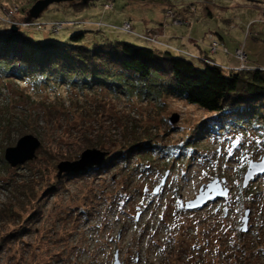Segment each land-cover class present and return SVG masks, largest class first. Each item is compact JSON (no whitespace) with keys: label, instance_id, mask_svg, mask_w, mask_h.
Wrapping results in <instances>:
<instances>
[{"label":"rangeland","instance_id":"rangeland-1","mask_svg":"<svg viewBox=\"0 0 264 264\" xmlns=\"http://www.w3.org/2000/svg\"><path fill=\"white\" fill-rule=\"evenodd\" d=\"M35 1L0 0V38L15 27L35 41L65 43L87 31L82 44L89 47L113 40L169 48L184 52L197 67L207 55L225 74L233 68L221 63L239 47L247 62L242 69L237 59L236 68L264 65L263 0H93L72 11L76 0L49 7L23 27ZM105 2L110 11L104 13ZM19 5L24 7L16 14ZM124 21L132 24L128 33L121 29ZM246 24L251 26L245 31ZM52 25L62 26L58 34L46 32ZM214 41L227 54L222 47L211 54ZM142 85L123 95L95 89L81 96L65 87L36 94L21 81L0 85V264H114L115 257L119 264H229L234 239L245 241L248 249L264 245V173L242 186L248 163L264 157L262 125L212 129L208 122L215 114L151 83ZM174 114L178 122L170 125ZM24 135L36 137L41 148L32 161L10 167L5 150ZM87 137L103 144L87 149L109 154L103 166L90 175L58 180L57 164L72 160L56 155L89 144ZM237 137L240 146L228 155ZM134 142V150L115 155ZM215 179L228 196L187 210L184 204ZM246 209L248 230L242 233ZM256 261L248 251L240 262Z\"/></svg>","mask_w":264,"mask_h":264},{"label":"trees","instance_id":"trees-1","mask_svg":"<svg viewBox=\"0 0 264 264\" xmlns=\"http://www.w3.org/2000/svg\"><path fill=\"white\" fill-rule=\"evenodd\" d=\"M107 3L102 4L104 13L110 11L103 7ZM89 4L81 6L78 3L71 10L81 11ZM250 26L251 24H246L245 31L250 29ZM86 33L87 31L74 33L68 42L58 43L35 41L20 29L16 32H4L0 38V85L21 81L23 84H30L36 94H42V91L49 87H65L81 96L85 91L95 89L123 95L129 87L143 86L146 82L174 99L194 105L205 113L215 114V118L208 122L212 129L219 126L223 129L237 127L243 130V125H262L259 127L264 129V68L252 69L253 67L247 64L250 68L248 70L228 71L225 74L223 68L217 66L212 58H200L203 66L197 67L192 60L169 48L150 49L113 40L93 43L89 47L82 44ZM221 47L225 53L226 48L220 44L217 51ZM237 50L242 51V47ZM234 58L237 60L235 54ZM86 141L89 144L78 146L76 143L78 147L73 153L57 154L56 157L75 160L80 152L88 147L103 148L102 142H95L90 137H87ZM128 145L124 144L115 155L124 153L125 148L134 150L138 142ZM100 168L82 174H68L65 177L70 179L90 175ZM239 235L244 237V234ZM233 242L231 255L228 256L229 264L244 263L240 261L248 251L257 259L255 264H262V243L250 245L248 249L249 245L243 240L234 239Z\"/></svg>","mask_w":264,"mask_h":264},{"label":"water","instance_id":"water-1","mask_svg":"<svg viewBox=\"0 0 264 264\" xmlns=\"http://www.w3.org/2000/svg\"><path fill=\"white\" fill-rule=\"evenodd\" d=\"M93 0H78L77 2L81 6H87ZM76 0H36L32 6L28 9L24 23L30 24L32 21L37 20L40 16L49 9L51 6H59L63 4H73ZM12 32H16L17 28L11 27ZM178 122V116L172 115L168 123L174 125ZM41 143L40 141L32 135L22 136L16 143L14 147H9L5 150L4 159L10 167H18L24 165L25 163L32 161L36 157V151L39 149ZM109 154L105 151L98 149H86L83 150L78 159L72 161H61L57 164V174L56 178L60 179L62 176L68 174H82L91 169H97L103 166L106 158ZM264 169V157L259 161H250L248 163L246 172L243 176L242 186L247 187L248 184L257 176L264 173L261 171ZM251 177V179H249ZM228 196V190L226 188L222 189L218 180L215 179L206 185H202L197 195L193 200L187 201L184 207L187 210L201 209L210 201L217 200L219 198H226ZM249 220V209L244 211L242 218V226L240 228L242 233H245L247 228V223ZM114 264H119L116 257Z\"/></svg>","mask_w":264,"mask_h":264},{"label":"built area","instance_id":"built-area-1","mask_svg":"<svg viewBox=\"0 0 264 264\" xmlns=\"http://www.w3.org/2000/svg\"><path fill=\"white\" fill-rule=\"evenodd\" d=\"M15 5H18V4H15ZM20 7H22V5L20 6H17L16 7V9H15V13L16 14H19V9H20ZM105 8H108V6H106ZM7 22L9 23V24H12V22H10L9 21V19L7 20ZM124 22H126V23H122V27H121V29L123 30V31H125V32H127V31H130L131 30V23L130 22H128V21H124ZM23 27L24 26H26V24L25 23H23V25H22ZM59 26H61V25H59ZM58 25H52L50 28H49V30H47L46 32H51V33H55V34H58V31L62 28V26L61 27H59ZM38 28V27H37ZM128 33V32H127ZM139 38H141L142 40H144V41H148V42H154L153 40L155 39V38H152V37H146V38H143V37H141V36H139ZM156 41V40H155ZM157 42V41H156ZM218 46H219V44L216 42V41H214L213 43H212V45H211V47H210V52H211V54H215L216 53V51H217V49H218ZM179 51V50H178ZM180 52V51H179ZM181 53L183 54V55H181V56H185L184 54V52H182L181 51ZM188 55V54H187ZM235 55H236V58L238 59V60H240L242 63H241V68L243 69V67H245L244 66V62H247L246 61V56H245V54L241 51V50H237L236 52H235ZM188 56H191L190 54L188 55ZM187 56V57H188ZM192 58H194L195 59V57H193V56H191ZM190 57V58H191ZM246 65V64H245ZM241 69V70H242ZM237 70H240V68H237ZM231 71V70H230Z\"/></svg>","mask_w":264,"mask_h":264},{"label":"crops","instance_id":"crops-1","mask_svg":"<svg viewBox=\"0 0 264 264\" xmlns=\"http://www.w3.org/2000/svg\"><path fill=\"white\" fill-rule=\"evenodd\" d=\"M103 22V21H102ZM132 22V21H131ZM133 23V22H132ZM133 25H134V27H135V24L133 23ZM158 29L157 27H151V26H146V27H144V29ZM144 29H142L141 31H138L139 33H141ZM159 30V29H158ZM157 31V30H156ZM158 32V31H157ZM162 33V35H164L163 34V31L161 32ZM211 35V34H210ZM213 38V37H212ZM166 42L168 43L169 41H167L166 40ZM184 42H185V40H182V42L180 43L179 42V44H181L182 46L184 45ZM169 45H170V42L168 43ZM172 44V43H171ZM194 44H197V50H199L200 52H203V49H204V47L202 46V44L200 43V44H198V42H196V43H194ZM174 45V44H173ZM187 45H189L188 43H187ZM182 48H184V47H182ZM193 54V53H192ZM194 56H197V55H194ZM247 56V55H246ZM204 57H207V55H205V56H202L201 58H204ZM230 59H228V58H225V62L223 61V63H221V64H223L224 66H227L228 68H230V67H232V68H235V67H237L238 66V62H237V60L234 58V57H229ZM214 61V60H213ZM214 63L216 64V62L214 61ZM248 65L250 66V67H253V68H264V65H262V66H259V65H253V64H249L248 63Z\"/></svg>","mask_w":264,"mask_h":264},{"label":"snow or ice","instance_id":"snow-or-ice-1","mask_svg":"<svg viewBox=\"0 0 264 264\" xmlns=\"http://www.w3.org/2000/svg\"><path fill=\"white\" fill-rule=\"evenodd\" d=\"M240 138L237 137L233 142H232V146L228 149V155H232V148H236L238 146H240ZM257 143H260L259 141H257ZM261 171H264V169H261ZM249 179H251V177H249Z\"/></svg>","mask_w":264,"mask_h":264},{"label":"bare ground","instance_id":"bare-ground-1","mask_svg":"<svg viewBox=\"0 0 264 264\" xmlns=\"http://www.w3.org/2000/svg\"><path fill=\"white\" fill-rule=\"evenodd\" d=\"M231 71H240V70H237V68L235 67V68H233V69H231ZM62 178V177H61ZM60 178V179H61ZM60 179H58V180H60Z\"/></svg>","mask_w":264,"mask_h":264}]
</instances>
